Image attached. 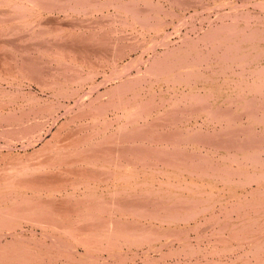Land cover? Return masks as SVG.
<instances>
[{"label": "bare ground", "instance_id": "1", "mask_svg": "<svg viewBox=\"0 0 264 264\" xmlns=\"http://www.w3.org/2000/svg\"><path fill=\"white\" fill-rule=\"evenodd\" d=\"M66 1L0 0V36L25 30L30 48L59 66L51 75L33 67L25 76L14 73L16 66L1 69L0 84L13 88H0V264H264V0L203 1L204 20L217 9L214 23L198 34L185 32L178 43L160 33L167 23L176 21L180 31L193 21L196 12L184 13L189 4L174 15L157 9L152 17L137 8L139 0ZM248 1L256 11L246 12ZM54 12L100 15L89 28L95 33L106 23L99 40L110 46L108 37L117 39L113 61L105 64L111 73L87 62L94 49L83 61L64 44L51 50L54 40L99 44L93 32L79 35L75 21L44 26ZM119 23L140 28L139 43L131 45L140 57L153 52L139 59L145 69L138 77L129 71L130 57L117 64L124 56L115 50ZM109 79L115 85L98 91ZM65 82L75 87L63 91L72 106L16 94L32 83L55 91ZM139 83L148 85L143 97L132 92Z\"/></svg>", "mask_w": 264, "mask_h": 264}, {"label": "rangeland", "instance_id": "2", "mask_svg": "<svg viewBox=\"0 0 264 264\" xmlns=\"http://www.w3.org/2000/svg\"><path fill=\"white\" fill-rule=\"evenodd\" d=\"M65 1V2H64ZM147 0H145V1H141V0H139V3H138V5H137V8L139 7L140 8V10H148V12L152 15V17L153 16H158L159 14H158V12L156 13L155 11L158 9V11H160L159 13H160V16H162L163 14H164V12H172V14L174 15V14H176V13H180L181 11H183V9H184V7L187 5V4H189L190 5V7H192L190 10H188V9H186L185 11H184V13H185V15L187 16V17H189L188 15L192 12L193 13V11L194 12H196L195 14H196V16L197 17H195L194 18V20L193 21H191L190 19H188V21H189V24L187 25H184V26H182L181 27V29H180V31H176V28H178V24H175L176 23V21H175V23L173 22V23H171V24H169V23H167L166 25H164V28L162 29V32L160 33L161 35H163L165 32V34L166 35H168V37H169V40H170V42H179L180 40H181V38L183 37L182 35L185 33V32H189V33H192V35H194V34H198L200 31H203L204 29H207L209 26H211V24H212V22L214 23V21L213 20H215L216 18H215V12H216V10L217 9H213L212 11H210L211 13V16H209V19L208 20H210V21H207V20H204V18H205V13H203L201 10H202V4H203V1H206V0H157L156 2H152V5L150 6V5H147L145 2H146ZM178 1L180 2V3H178ZM184 1V2H183ZM211 1V0H210ZM234 1V0H233ZM62 2H64L65 4L67 3V1L66 0H57V2H55L56 4H61ZM119 2H121V4H123V3H126V1L125 0H119ZM141 2V3H140ZM186 2V3H185ZM196 2V3H195ZM253 1H248L247 2V10H246V12H249V11H256V9L253 7V5L251 4ZM53 3V4H52ZM174 3V4H173ZM182 3V4H181ZM231 3H233L232 1H231ZM51 5L50 6H52V5H55L54 4V2H51L50 3ZM250 4V5H249ZM140 5V6H139ZM58 6V5H57ZM148 6V7H147ZM157 6H158V8H157ZM162 8H161V7ZM250 6V7H249ZM53 7V6H52ZM144 7V8H143ZM150 7H152V8H150ZM143 8V9H142ZM156 8V9H155ZM55 9H57V7L55 8ZM153 9H155V10H153ZM161 9V10H160ZM187 11V12H186ZM189 11V12H188ZM191 11V12H190ZM230 10H229V8H225V10H223V14L225 15V16H227V14H225V12H229ZM222 12V11H221ZM62 13V14H61ZM58 12V14H57V12H54V13H52V14H50V15H47L43 20H46L45 22L43 21V23L45 24L44 26H46V27H48L49 25H52V27H55V26H57V27H59L60 25H61V23H62V25L61 26H65V24H68V23H72V22H74L73 24H75V27L76 28H74V30L76 29V31L77 32H79L78 34L80 35H84L85 37L87 36V38H88V35H91V33L90 32H93L92 30H90V25L91 26H93V24H92V22L93 23H95V21L96 22H101V20H102V18L100 19V15L99 14H89V16L88 17H85L83 14H81V15H75V16H72V14L73 13H70L69 15L68 14H66V13H63V12ZM57 14V15H56ZM188 14V15H187ZM213 14V15H212ZM59 15H61V16H64L63 18H58L59 17ZM72 16V18H74V19H72V18H68L69 16ZM150 15V16H151ZM200 15L201 16H203V17H201V19L203 18V20H201L200 18H198V17H200ZM50 16V17H49ZM180 16V15H179ZM51 18V19H49V18ZM173 17V16H172ZM175 17V16H174ZM176 17H178V16H176ZM211 17V18H210ZM228 17V16H227ZM53 18V19H52ZM56 18V19H55ZM79 18V19H78ZM83 18V19H82ZM86 20H85V19ZM58 19V20H57ZM61 19V20H60ZM72 19V20H71ZM82 19V20H81ZM51 20V21H50ZM57 20V21H56ZM62 20H63V22H62ZM81 20V21H80ZM85 20V21H84ZM93 20H95V21H93ZM158 20V19H157ZM59 21H61V22H59ZM68 21V22H67ZM76 21H78V22H76ZM149 21H150V19H149ZM55 22V23H54ZM67 22V23H66ZM58 23V24H57ZM98 23V24H99ZM48 26H47V25ZM56 24V25H55ZM82 24H84V25H82ZM195 24V25H194ZM173 25V26H172ZM197 25V26H196ZM83 26H85V27H83ZM205 26V27H204ZM51 27V26H50ZM67 27V26H66ZM197 27V28H196ZM204 27V28H203ZM92 29H95V27H91ZM106 29H109V25L107 24V26H106V23H105V25L103 24L102 25V27L99 29V31H95V36L94 37H92V39L93 40H95V41H97V38H98V41H99V44L98 45H96L97 46V48H96V46H93L94 48H92L91 46H86L87 44L85 43V41L84 40H82V39H80L79 38V40H81L82 41V43L81 44H79L80 43V41L78 42V41H75V44H72L74 41L73 40H78V39H71V41L70 40H65V41H60V42H56V40H54V41H50V43L52 44L51 45V50L52 51H54V50H57V46L59 45V44H64V46H66V47H68L69 49H71V50H73V52L74 53H69L68 52V48H66V50L65 51H67V53H65L66 54V57L64 56L65 54H63V59H65V60H68V58H67V54L69 53V55L70 56H76V55H78L80 58H81V60L82 59H84L83 57H86L87 56V54H84V52H86V53H88V51H90V50H92V49H94V50H92V51H94V52H89V54H88V58L86 59L87 60V62H89L90 64H92L93 66H95L96 68L98 67V68H100V69H102V68H104V66H106L107 67V65H105L106 63H108V62H106V61H108V60H106L107 58H109V57H111L110 58V60H112V54H113V52H112V49H113V47H112V45H113V43H114V41L115 40H117V39H110V37H108V40H112V42L111 41H109V43L108 44H110V46L109 45H104V43H102L99 39H100V36L101 35H104V32L105 33H107V30ZM118 29H119V33H122L121 34V38L119 37V39H118V41H117V43H119V44H117V49L115 48V50H117L116 51V54H118V52H120L119 50H122V54H124V56H121V58H119V60H118V62H117V64L120 66V65H123V64H126V63H130V59H131V65L132 64H134V66H133V68H135V69H133L132 67H131V70H129V71H131V73H132V77H138L139 75L138 74H142V72H143V70L145 69V65L143 64L144 62H138L139 61V59H140V61H144L146 58L145 57H147V56H149V55H152V51H150L149 53H146L147 55H145V54H143V56L142 57H140L139 55H140V53H138L140 50L138 49V50H133V48H132V46L131 45H133V44H135V43H139V39H138V34L136 33V32H138L139 30H140V28L139 27H137L136 28V30H134L133 28H129V27H125V25L124 26H122V24H120L119 23V26H118ZM121 29H123V31L121 32L120 30ZM129 29V30H128ZM193 29V30H192ZM200 29H202V30H200ZM104 30V31H103ZM125 30V31H124ZM23 31H25V30H20L19 32H17V33H15V34H11V36H0V42H1V44L3 43V41H4V43H6L7 44V46H14L15 45V41H16V45L13 47V49H10V48H12V47H4V49H1L0 50V71H1V69L3 70L4 69V71L6 70V69H10L11 67H14V66H16L17 67V71H14V73H16V74H19V76L21 75V76H25V70L27 71V69H29V68H31L32 69V67L34 68V69H37V70H42V71H46L47 73L49 72H52V74H53V72H57V70H58V67H56V65H55V62H52L51 60H50V58L48 57V54H45L44 52H42V54L39 52V53H37L34 49H32V48H30V46H33V45H31V43H28V42H26L27 40H26V38L24 39L23 38V36L25 35V32L24 33H22ZM86 31V33H84ZM176 31V32H175ZM21 32V33H20ZM83 32V33H82ZM100 32V33H99ZM101 32H103V33H101ZM183 32V33H182ZM88 33V34H87ZM90 33V34H89ZM19 34H22V36L21 35H19ZM24 34V35H23ZM77 34V35H78ZM87 34V35H86ZM137 34V35H136ZM14 35H17L18 37L16 38V36H14ZM78 35V36H79ZM97 35V36H96ZM83 36V38H85ZM93 36V35H92ZM132 36V37H131ZM164 37H165V35H163ZM163 36L161 37V39H163ZM20 37V38H19ZM89 37H91V36H89ZM127 37V38H126ZM18 39V41L16 40V39ZM24 39V41L22 40V39ZM112 38V37H111ZM6 39V40H5ZM138 39V40H137ZM174 39V40H173ZM19 40H20V42H19ZM137 40V41H136ZM14 41V42H13ZM18 42H19V44H18ZM52 42H54V44L56 43L57 45L55 46ZM71 42V44H72V46H71V44H69ZM76 42H77V44H76ZM108 42V41H107ZM127 42V43H126ZM22 43V44H21ZM26 45H25V44ZM98 43V42H97ZM125 43V44H124ZM132 43V44H131ZM24 44V45H23ZM28 44H30V46L28 45ZM39 44H43V43H39V41L37 42V45H39ZM85 45V47H83L84 45ZM93 44H96V43H94V41H93ZM100 44H101V47L99 48L98 46H100ZM120 44H122V45H120ZM128 44V45H127ZM19 45V46H18ZM69 45V46H68ZM103 45V46H102ZM123 45H124V47H123ZM127 45V46H126ZM18 46V47H17ZM21 46V47H20ZM25 46V47H24ZM48 46H50V44H48ZM75 48H74V47ZM80 46H82V47H80ZM121 46V47H120ZM161 46V47H160ZM22 47H24V48H26L27 49V47L29 48V52H30V56H29V52L27 53V51L25 52V51H23L22 49ZM90 47V48H89ZM107 47V48H106ZM116 47V46H115ZM6 48H7V50H6ZM21 48V49H20ZM74 48V49H73ZM81 48V50H79V49ZM88 48H89V50H88ZM101 48H102V50H101ZM103 48H105V49H103ZM22 51H20V50ZM77 49V50H76ZM85 49V50H84ZM97 49V50H96ZM99 49H100V51H101V53H99ZM107 49V50H106ZM163 45H162V42L161 41H158V43H157V45H156V47H155V51L156 52H160V50L161 51H163ZM5 50V51H4ZM17 52H16V51ZM87 50V51H86ZM110 50V51H109ZM125 51V53H124V51ZM78 51L80 52V53H78ZM106 53H105V52ZM5 52V53H4ZM14 52V53H13ZM21 52V53H20ZM32 52V53H31ZM34 52H36V53H34ZM82 52V53H81ZM98 52V53H97ZM107 52H109V53H107ZM12 53V54H11ZM95 53H97V54H95ZM102 53L104 54V55H102ZM171 53H173V50H171ZM8 54V55H7ZM11 54V55H10ZM15 54H16V56H15ZM18 54V55H17ZM25 54H27L26 56H27V58L29 57V59H31V62L29 63L30 65H28V64H26L28 61H30L29 59H25L24 57H26L25 56ZM32 54V55H31ZM33 54H34V56L36 57L35 59H33ZM44 54V55H43ZM75 54V55H74ZM81 54V55H80ZM93 54V55H92ZM137 54V55H136ZM39 55V56H38ZM83 55H86V56H83ZM90 55V56H89ZM100 55H101V57L103 56L104 58L103 59H100ZM106 55V56H105ZM110 55V56H109ZM118 55H121V53L120 54H118ZM6 56V57H5ZM72 56V57H73ZM126 56V57H125ZM137 56V57H136ZM2 57V58H1ZM8 57V58H7ZM32 57V58H31ZM71 57V58H72ZM98 57V58H97ZM123 57V58H122ZM129 57H130V59H129ZM20 58H23V59H20ZM127 58V59H126ZM6 59H7V61H6ZM11 59V60H10ZM13 59H14V61H13ZM16 59H18L19 61H17ZM33 59V60H32ZM49 59V60H48ZM77 59V58H76ZM129 59V60H128ZM10 60V61H9ZM21 60V61H20ZM25 60V61H24ZM37 60V61H36ZM42 60V61H41ZM43 60H44V62H45V64L43 63ZM95 60H97V61H95ZM109 60V61H110ZM125 60H127L126 62H125ZM5 61H6V63L7 64H5ZM17 61V62H16ZM38 61H41L40 63L38 62ZM46 61H47V63H46ZM83 61V60H82ZM92 61V62H91ZM113 61V60H112ZM133 61V62H132ZM20 62V63H19ZM35 62H37L36 63V67L34 66L35 65ZM87 62H83V63H81V66L83 67V68H85V69H87V65L85 64V63H87ZM98 62V63H97ZM13 63H14V65H13ZM43 63V65H41ZM64 63L65 62H61V64H63L64 65ZM101 63H103V64H101ZM138 63H139V65H138ZM141 63V64H140ZM12 64V65H11ZM26 64V65H25ZM50 64V65H49ZM57 65H58V63H56ZM96 64V65H95ZM22 65H24L23 67H22ZM48 65V66H47ZM53 65H54V67H53ZM77 65H79L80 66V64H77ZM100 65H102V66H100ZM118 65H117V67H118ZM4 66H9V67H4ZM19 66V67H18ZM45 67V69H44V67ZM51 66V67H50ZM57 68V70H53V69H56ZM112 67V66H111ZM142 67V68H141ZM23 68H25L24 70H22ZM137 68H139V69H137ZM48 69V70H47ZM107 70H106V74H109V73H111V72H109L110 70H111V68L110 67H107L106 68ZM134 70H135V72H134ZM139 71V73H138V71ZM4 71L2 72H0V73H4ZM22 71H24V73H22L21 74V72ZM73 71V70H72ZM45 72V73H46ZM73 72H75V71H73ZM38 73V72H37ZM48 73V75H51V74H49ZM71 73V72H70ZM15 74V75H16ZM46 75V74H45ZM45 75H43V76H45ZM101 76V74H98L97 76H96V81H101V79H102V76ZM98 77V78H97ZM100 77V78H99ZM40 80V79H39ZM40 81H42V80H40ZM109 81V82H108ZM107 82V83H106ZM106 82H103V83H101V85L99 86V89H98V91H101V92H104L106 89H108V87H109V89H111L112 88V86H114L115 85V83L116 82H112V80H111V82H110V79L109 80H107ZM138 82V81H137ZM140 82V81H139ZM6 81H3V82H1V84H0V88L2 87V88H4L5 90H7V91H10L11 92V90H12V88H13V84H9V83H7ZM136 83V82H135ZM4 84V85H3ZM109 86H108V85ZM111 84V85H110ZM141 83H139V84H137V87H135L134 89L135 90H133L132 92H134L135 94H138V97H143L146 93L144 92L145 90H146V88L145 87H147L148 85L145 83L143 86L142 85H140ZM7 85V86H6ZM12 85V86H11ZM69 85V86H68ZM71 85L72 84H69L68 82H65L64 84H63V88H57V87H55V91L54 90H51V89H47L46 88V91H45V89L44 90H42L38 85H36L35 83H32V84H30V86L28 87V86H21L22 88H23V90L24 91H22V88L16 93L17 94V97H23V96H25V97H31L30 98V101L29 102H57L58 100V102H65V104H68L69 103V106L71 105H73L74 104V99L73 98H71V97H65L64 95H63V91H64V89L66 88V87H71ZM140 85V86H139ZM87 86V87H86ZM85 86V90H90V88L88 87V85H86ZM102 86V87H101ZM155 86V85H154ZM10 87V88H9ZM28 87V88H27ZM72 87H74V85H72ZM105 87H107V88H105ZM1 88V89H2ZM75 88V87H74ZM73 88V89H74ZM89 88V89H88ZM141 88H143V89H141ZM11 89V90H10ZM26 89V90H25ZM36 90V92H35V90ZM103 89H105V90H103ZM108 89V90H109ZM141 89V90H140ZM156 90L157 91V88H154V87H152V90ZM138 90H140V91H138ZM36 93H34V92ZM13 92V91H12ZM20 92V93H19ZM21 92H23V94H21ZM41 92V93H40ZM48 92V93H47ZM93 92V91H92ZM96 92V91H95ZM146 92H148V91H146ZM152 92V91H151ZM38 93V94H37ZM42 93H43V95H42ZM45 93V94H44ZM49 93H51V95L49 94ZM54 96H53V95ZM152 94V93H151ZM48 95V96H47ZM59 97H58V96ZM93 95H95V94H93ZM50 96V97H49ZM53 96V97H52ZM56 96H57V99H56ZM49 97V98H48ZM34 98H36V99H34ZM43 98V99H42ZM42 99V100H41ZM52 99V100H51ZM56 101H55V100ZM71 99V100H70ZM217 99V98H216ZM32 100V101H31ZM46 100V101H45ZM51 100V101H50ZM66 100V101H65ZM209 100H213V98L212 99H209ZM21 100H18V102H20ZM0 102H5V100L2 98V100L0 99ZM12 102H17V100H15V101H12ZM216 102H220V101H216ZM193 105H196V104H194V103H192ZM34 105H35V103H34ZM36 106V105H35ZM68 106V105H67ZM197 106V105H196ZM62 110V111H61ZM76 110V108H74L73 109V111H72V113H74L73 115H75L76 114V112H77V110ZM60 111V112H59ZM109 113V111H103L102 112V114L103 113ZM111 112V111H110ZM63 114V107L62 108H60L58 111H57V113H56V117L59 115V119H58V121L59 122H61V121H63V120H65V115H62ZM62 115V116H61ZM107 115V114H106ZM105 115V116H106ZM166 115H164V117H165ZM168 116H170V115H168ZM168 116H166L165 118L166 119H168L167 117ZM181 116L183 117V118H188V117H190L189 116V113H185L184 114V112H183V114H181ZM68 117V116H67ZM174 117H176V115L174 116ZM165 118H161V120L164 122L166 119ZM192 118V117H191ZM197 120H193L192 122L194 123V124H196V128H201V129H203L204 130V127H205V124H203V123H201V118L200 119H198V118H196ZM166 123H164V124H162V125H165ZM244 124H247V123H244ZM72 126H74V125H72ZM214 130H218V132H223L222 130H221V127L218 125V124H216L215 126H214ZM220 130V131H219ZM48 136V135H47ZM208 146H210V145H208ZM21 144H17L16 145V150H23V148L21 147ZM209 148V147H208ZM233 261V260H232Z\"/></svg>", "mask_w": 264, "mask_h": 264}]
</instances>
